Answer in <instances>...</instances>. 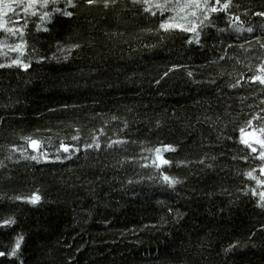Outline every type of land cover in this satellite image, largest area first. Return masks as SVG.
Masks as SVG:
<instances>
[{
  "label": "trees",
  "instance_id": "16d2710c",
  "mask_svg": "<svg viewBox=\"0 0 264 264\" xmlns=\"http://www.w3.org/2000/svg\"><path fill=\"white\" fill-rule=\"evenodd\" d=\"M74 3L49 31L28 15L30 67L0 68V220H16L0 228V251L24 236L18 258L0 264H264V208L250 191L260 187L244 175L259 176V161L241 159L250 150L238 142L246 121L264 118V85L249 80L264 65V0H232L231 20L244 31L213 14L201 45L157 30L160 18L131 0ZM73 43L80 48L63 59L58 47ZM0 52V63L17 55ZM93 137L100 148L85 149ZM167 144L176 150L162 153L173 162L163 171L180 178L175 188L148 151ZM33 193L36 204L14 199Z\"/></svg>",
  "mask_w": 264,
  "mask_h": 264
},
{
  "label": "snow or ice",
  "instance_id": "6c2138e0",
  "mask_svg": "<svg viewBox=\"0 0 264 264\" xmlns=\"http://www.w3.org/2000/svg\"><path fill=\"white\" fill-rule=\"evenodd\" d=\"M85 2L91 6L100 2V0H85ZM102 2L104 7L108 8L110 5H115L118 0H102ZM131 2L133 5H142L143 12L148 13L151 17L158 16L160 18L157 30L188 34L186 39V43L188 44H202V33H204L205 36L208 35V33L204 32V30L209 27H215L213 14H217L216 19H225V17H227V20L235 27V31H244L243 28L236 26L234 20H231L232 14L229 12V8L232 4V0H131ZM50 4L52 7L48 10ZM57 4L58 0H0V32L6 34L5 39L0 40V48H7L17 54L14 58L10 59V61L0 63V68L19 67L26 71L30 67L31 57L27 54L28 42L23 38L24 30L27 27L26 17L28 15H38L40 23L36 25L37 31H49V29L45 27V24L52 22L54 15L59 14L64 17H71L73 16V12L68 11L67 9L68 7L76 6L74 0H66V6L63 9L56 6ZM16 7H20L21 11L25 14L24 17H21L19 13L15 11ZM9 13L16 16V19L12 20L8 17ZM257 15L264 16V12L257 13ZM21 19H24L23 25H20ZM236 20H239L238 16L236 17ZM219 31H225V29H219ZM247 31L251 33L253 32V29L249 27L247 28ZM7 37H17V41L15 43H8ZM78 48H80V44L73 43L68 46H59L58 51L62 54L63 59H67L68 55L71 54V51ZM0 55L7 57L8 52H0ZM41 59H43V57H41ZM221 59H223V57H221ZM176 67L180 66L173 65V68ZM165 75H167V73H165ZM188 75L191 76L192 73L189 72ZM249 80L252 82H258L260 85H264V65L260 66L259 74L249 77ZM239 84L240 81L237 80L236 83L229 84L228 86L235 88ZM113 119H115V117H113ZM256 119L264 118H261L258 115L252 118V120ZM252 120L246 121L247 127L239 128L240 135L238 137V142L244 145L246 149L250 150L249 155L243 156L241 159L248 160L249 156L255 154L253 158L259 161L257 165L260 172L259 176L255 175L256 168L246 171L244 175L252 180H255L257 185L260 187L259 191L257 188H252L250 191L252 196L259 197V200L257 201L258 206L264 208V178H262L264 177V123L253 126ZM101 131L103 130L101 129ZM78 138V136L72 137L73 140H77ZM23 139L28 142V145L33 149V151L40 152L39 145L41 142L39 140L33 139L32 137H24ZM126 142L127 141L123 138L112 140L109 142L108 147ZM93 146L100 148V144L96 137H93V144H85L84 148L87 149ZM13 147L16 152L23 153L26 151V149H22L20 147ZM60 148L63 149L65 153L70 151H80V149L74 145H66L64 143L60 144ZM175 150V147L171 144L162 145L148 150L153 153L151 165L156 169L161 170L162 182L170 188H175V186L182 183V181L180 178L170 176L167 172L163 171L165 166L170 167L173 162L162 153L168 151L174 152ZM24 158L39 160L40 157L38 155H31L25 156ZM44 158L47 159L46 156ZM56 159L58 160L60 157L57 156ZM213 159L215 158L213 157ZM233 159H235V157H233ZM203 162V160L199 161V163ZM142 166L148 167L149 165L143 164ZM208 166L211 167V165ZM0 167H3V165L0 164ZM243 191L247 194L248 189H244ZM14 199L27 200L32 204H36L41 200V197L38 193H33L29 197L16 196ZM169 210L171 211V209ZM15 223V218L10 216L0 220V228L10 227ZM23 239L24 236L22 234H17L14 237L11 249L8 252L0 251V257L7 256L18 258ZM235 246L236 245H229V248L225 249V251H230Z\"/></svg>",
  "mask_w": 264,
  "mask_h": 264
}]
</instances>
